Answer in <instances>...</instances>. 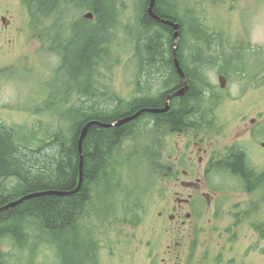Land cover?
I'll use <instances>...</instances> for the list:
<instances>
[{
	"label": "trees",
	"instance_id": "trees-1",
	"mask_svg": "<svg viewBox=\"0 0 264 264\" xmlns=\"http://www.w3.org/2000/svg\"><path fill=\"white\" fill-rule=\"evenodd\" d=\"M21 1L28 12L29 28L38 34L41 31L43 52L60 57L58 72L66 67L75 83L65 97L56 100L54 94L45 100L42 110L55 122L35 127L34 131L26 127L18 130L0 122V264L33 263L31 260L27 263L22 255L36 256L45 241L55 246L57 264H100L99 243L91 226L83 224L90 215L93 199L98 200L95 205L102 215L113 212L122 223L138 226L148 200L153 198L158 183L166 178L167 164L157 136L159 130L165 129L170 134L194 131L199 126L198 120L213 119V108L219 105L220 96L215 91L210 98L206 97L208 88L214 87L207 83L205 72L212 61L206 58L201 66V52L207 44L204 30L188 15L187 21L178 16L175 0H156L154 10L158 16L181 27L193 25L189 32L194 42L189 46L182 39L177 49L189 82L185 95L173 98L166 113L143 114L119 127L92 126L83 142L84 178L77 192L68 196H39L3 209L32 193L74 191L80 178L79 138L86 124L91 121L112 124L143 108H164L166 97L184 87L174 62V29L149 15L150 0H135L140 9V31L133 62L134 90L129 97L118 94L110 97V92L102 93L96 84L99 68L110 56L109 47L118 26V0ZM70 8L87 10L94 19H71ZM58 28L72 30L68 48L60 41L62 35L54 33ZM187 47L190 59L185 61ZM236 70L246 74L245 69ZM85 78L87 88L79 85ZM159 83L162 89L152 94L154 85ZM72 95L79 96V101L71 105ZM144 119L151 120L150 125L156 131L151 133L152 137L147 132L137 136L138 124ZM129 139L136 140V144L130 152H124L123 145ZM234 161L239 166L233 168L234 175L240 177L237 180L242 190L255 191L259 178L255 179V172L245 166L244 155H237ZM229 162L224 159L219 165ZM221 173L219 176L231 178L229 173ZM125 176L129 178L128 184ZM5 247L16 251L8 252Z\"/></svg>",
	"mask_w": 264,
	"mask_h": 264
},
{
	"label": "rangeland",
	"instance_id": "rangeland-1",
	"mask_svg": "<svg viewBox=\"0 0 264 264\" xmlns=\"http://www.w3.org/2000/svg\"><path fill=\"white\" fill-rule=\"evenodd\" d=\"M5 2L15 22H25L27 26L22 38L24 47L9 50L7 46H0V122L18 130L26 127L34 131L35 127L56 121L42 110L45 100L54 94L56 100L65 97L75 80L66 67L58 72L60 57L43 52L41 31L38 34L29 28L28 12L21 0ZM175 3L180 18L187 21L188 15L204 30L207 44L201 52V66L203 68L206 58L212 61L205 72L207 83L214 87L208 88L206 97L210 98L215 91L221 97H218L219 105L213 108L215 122L211 124L219 151L231 146L241 135L240 128L250 127L254 119L258 121L253 136L244 134L239 142L248 150L250 164L258 168L259 185L255 191L246 193L239 180L217 176L216 186L224 192L218 200V211L200 208L195 211L194 221L179 228L170 223L177 206L175 194L183 192L182 198L186 199L192 190L174 188L173 179L162 180L153 198L148 200L138 226L122 223L113 212L102 215L95 198L83 224L91 226L99 243L100 264H264V0H175ZM118 7V26L109 47L110 56L99 68L96 84L102 93L110 92V97L115 94L129 97V92L134 90L133 62L136 36L140 31V9L135 0H118ZM69 12L74 20L89 13L78 8H70ZM185 31V40L190 46L194 40L187 26ZM54 33L62 35L60 41L68 48V40L73 39L72 30L58 28ZM184 54L188 61V47ZM236 69H245L246 74ZM220 74L228 78L225 89L220 87ZM80 84L86 86V78ZM162 87V83L154 85L152 94H157L155 91ZM58 93L61 96L57 97ZM70 101L71 105L76 104L79 96H70ZM150 122L149 119L139 122L138 137L143 132L150 136L154 133ZM188 134L180 136L159 130L157 136L166 167L174 166L169 156L175 158L180 150L187 149L192 141ZM41 136L44 138L43 134ZM135 144L136 140L129 139L123 151L130 152ZM257 161L258 164H253ZM125 179L128 184L129 178ZM189 211L186 208L181 221L186 220ZM5 250L14 249L5 247ZM56 254L55 246L45 241L36 256L24 253L22 257L33 261L31 264H57Z\"/></svg>",
	"mask_w": 264,
	"mask_h": 264
},
{
	"label": "flooded vegetation",
	"instance_id": "flooded-vegetation-1",
	"mask_svg": "<svg viewBox=\"0 0 264 264\" xmlns=\"http://www.w3.org/2000/svg\"><path fill=\"white\" fill-rule=\"evenodd\" d=\"M10 13L5 0H0V46H7L9 50L12 47L20 49L25 44L22 38H25L27 25L25 22H15L14 17ZM6 14H9V16L7 17ZM191 27L193 28V25L188 24L187 30ZM195 27L197 26L195 25ZM185 30L186 26L181 27L180 42L182 39L185 40V36H187ZM183 59L186 61L185 54ZM20 67L18 68L20 69ZM214 122L215 120L213 119L198 120L196 123L199 126L194 131H189L187 136L192 140L187 144V149L180 150V154L175 157L176 159L172 156L168 157L174 166L166 167V178H164V181L173 179L174 188L178 189L181 186L183 190H192V193L186 199L182 198L183 192H176L177 206L174 207L175 212L170 216V223L173 227L188 226V221L192 222V219L194 221L195 211L200 210V208L209 210L213 208L215 212L218 211V200L224 192L222 188L216 186L215 178L222 174L221 172L229 173L231 178L234 179L240 178L234 175L233 169L234 167H239L234 161L237 155L242 153L245 166L250 167L255 172L254 175L258 174V168L250 164L248 150L239 142L244 134L253 136V128L258 124V121L254 119L251 121L250 127L244 126L240 128L241 135H238L231 146H228L224 151H219L218 146L214 143V132L209 128ZM176 134L183 136L186 132ZM224 159L228 160V162L230 160L229 165L228 163L219 165ZM255 163L258 164L259 161L253 162V164ZM255 179L258 180V176ZM186 208L190 211L186 214V220L181 221Z\"/></svg>",
	"mask_w": 264,
	"mask_h": 264
},
{
	"label": "water",
	"instance_id": "water-1",
	"mask_svg": "<svg viewBox=\"0 0 264 264\" xmlns=\"http://www.w3.org/2000/svg\"><path fill=\"white\" fill-rule=\"evenodd\" d=\"M155 4H156V0H150L149 6H148V13L149 15L154 18L155 20H157L158 22L171 26L174 29V37L176 40V43L174 45V62H175V67L177 69L178 74L180 75V77L182 78L183 82H184V87L174 93L169 94L166 97V106L164 108H143L141 110H139L137 113H135L132 116H128L125 117L121 120H119L116 123H112V124H106L103 122H99V121H91L88 124H86V126L83 128V130L81 131L80 134V138H79V149H80V154H81V163H80V178H79V183H78V187L71 192H63V191H43V192H37V193H32L29 195L24 196L23 198L16 200L14 202L9 203L7 206H5V208L3 209H8V208H13L16 207L18 205H20L23 201L31 199V198H35V197H39V196H44V195H61V196H68L71 195L75 192H77L83 183V178H84V172H83V142L88 134L89 129L94 126V125H98L101 126L103 128H110V127H119L122 126L128 122H131L133 120L138 119L140 116H142L143 114H162V113H166L170 110V102L173 98L175 97H181L183 95H185V93L187 92V90L189 89V82L186 76V73L180 63V60L178 58V53H177V49H178V45L180 43V39H181V25L171 21V20H165L163 18H161L160 16H158L155 13ZM85 19H89V20H93L94 19V15L92 13H88L85 15L84 17ZM219 82H220V87L222 89H225L227 87V82L228 79L224 74H220L219 75ZM1 211V208H0Z\"/></svg>",
	"mask_w": 264,
	"mask_h": 264
}]
</instances>
